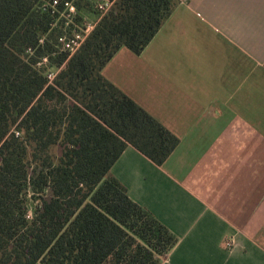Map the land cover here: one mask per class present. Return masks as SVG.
<instances>
[{"label": "trees", "instance_id": "16d2710c", "mask_svg": "<svg viewBox=\"0 0 264 264\" xmlns=\"http://www.w3.org/2000/svg\"><path fill=\"white\" fill-rule=\"evenodd\" d=\"M53 1L0 0V264H162L178 238L111 169L129 146L163 166L180 140L102 71L141 55L179 1L111 0L71 57L60 15L85 0Z\"/></svg>", "mask_w": 264, "mask_h": 264}, {"label": "crops", "instance_id": "0c3cea01", "mask_svg": "<svg viewBox=\"0 0 264 264\" xmlns=\"http://www.w3.org/2000/svg\"><path fill=\"white\" fill-rule=\"evenodd\" d=\"M178 1L102 74L180 144L163 166L129 146L111 174L178 238L162 264H264V0Z\"/></svg>", "mask_w": 264, "mask_h": 264}, {"label": "built area", "instance_id": "2783aa9c", "mask_svg": "<svg viewBox=\"0 0 264 264\" xmlns=\"http://www.w3.org/2000/svg\"><path fill=\"white\" fill-rule=\"evenodd\" d=\"M58 3L59 0H54L52 2L51 8L53 9V13L55 12ZM113 5L114 2L111 0H97V9L101 13V18L111 10ZM64 6L68 18L72 17V15L76 13L77 8L72 2H66ZM96 26H97L96 22L92 25H87L82 31L75 32L70 40L63 37V39H61V42L63 43V50L65 52H68L70 57L73 56L82 47V45L85 43L87 38L96 28ZM44 63L47 64V59H44ZM57 74H58V70L48 71L47 78L50 83L54 82ZM233 244L234 242L228 243L229 246H232Z\"/></svg>", "mask_w": 264, "mask_h": 264}, {"label": "rangeland", "instance_id": "374dc122", "mask_svg": "<svg viewBox=\"0 0 264 264\" xmlns=\"http://www.w3.org/2000/svg\"><path fill=\"white\" fill-rule=\"evenodd\" d=\"M82 6L81 10L76 9V13L70 18L67 17L65 11L62 13L63 15H60L61 19L66 20L64 38L68 40L72 38L75 32L82 31L87 25L94 24L101 17V13L97 9V0H85ZM258 239L264 245V230Z\"/></svg>", "mask_w": 264, "mask_h": 264}]
</instances>
